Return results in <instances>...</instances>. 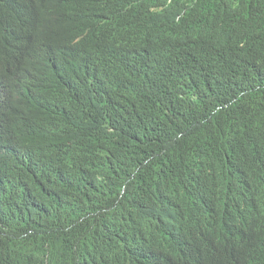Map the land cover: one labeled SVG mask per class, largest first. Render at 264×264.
I'll use <instances>...</instances> for the list:
<instances>
[{"label": "trees", "instance_id": "16d2710c", "mask_svg": "<svg viewBox=\"0 0 264 264\" xmlns=\"http://www.w3.org/2000/svg\"><path fill=\"white\" fill-rule=\"evenodd\" d=\"M155 207L264 264V0H0V264H138Z\"/></svg>", "mask_w": 264, "mask_h": 264}, {"label": "clouds", "instance_id": "9594fccd", "mask_svg": "<svg viewBox=\"0 0 264 264\" xmlns=\"http://www.w3.org/2000/svg\"><path fill=\"white\" fill-rule=\"evenodd\" d=\"M78 4L67 1L66 11L75 18L82 11ZM80 41L77 40V42ZM96 53L99 54L98 61L92 71L94 78L110 79L113 70L119 68V52L108 46H100ZM148 209L143 215L139 212L133 213V223L142 219L139 232L146 238L147 244L143 246V253L139 255L138 264H202L204 261L223 263L226 260V248L222 232H217L204 223L200 216L186 212L182 214L169 213V209L163 207ZM115 216V215H114ZM115 221L120 223L119 216ZM137 221V222H136ZM100 240L105 238L104 231L109 229L103 224ZM216 244L220 251L222 260L216 259L209 250L207 253L198 254L197 246Z\"/></svg>", "mask_w": 264, "mask_h": 264}, {"label": "bare ground", "instance_id": "6f19581e", "mask_svg": "<svg viewBox=\"0 0 264 264\" xmlns=\"http://www.w3.org/2000/svg\"><path fill=\"white\" fill-rule=\"evenodd\" d=\"M252 188V187H251ZM250 193V192H249ZM142 204V203H141Z\"/></svg>", "mask_w": 264, "mask_h": 264}]
</instances>
